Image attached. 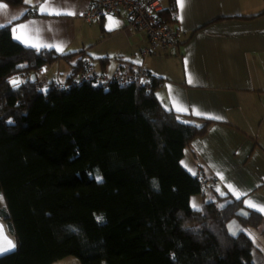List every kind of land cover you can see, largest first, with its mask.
<instances>
[{"label":"trees","instance_id":"16d2710c","mask_svg":"<svg viewBox=\"0 0 264 264\" xmlns=\"http://www.w3.org/2000/svg\"><path fill=\"white\" fill-rule=\"evenodd\" d=\"M176 12L168 5L163 20ZM84 58L27 47L11 23L0 27V217L17 243L0 264H264L245 230L263 227L264 215L243 197L192 205L211 183L182 161L214 121L165 108L163 78L150 89L76 82ZM59 60L72 68L67 89L32 79Z\"/></svg>","mask_w":264,"mask_h":264},{"label":"crops","instance_id":"0c3cea01","mask_svg":"<svg viewBox=\"0 0 264 264\" xmlns=\"http://www.w3.org/2000/svg\"><path fill=\"white\" fill-rule=\"evenodd\" d=\"M24 1L21 6L0 1L7 5L0 8V24L11 23L17 41L31 48L83 52L100 73L144 68L151 81L163 78L156 93L165 108L184 115L187 121H214L186 149L183 165L208 178L214 194L231 193L246 201L254 196V203L264 206V0H165L177 8V20L170 25L183 34L173 45L145 57L141 49L149 45L148 36L129 26L126 12L88 23L82 14L94 0ZM45 4L75 14L42 13ZM32 43L48 47H32ZM43 69L46 84L65 83L72 70L65 60ZM196 111L207 116L196 115ZM197 196L201 195L193 197ZM0 226L14 244L8 248L0 239L8 249L1 255L17 243L6 219L0 217ZM262 237L258 241L264 252Z\"/></svg>","mask_w":264,"mask_h":264},{"label":"built area","instance_id":"2783aa9c","mask_svg":"<svg viewBox=\"0 0 264 264\" xmlns=\"http://www.w3.org/2000/svg\"><path fill=\"white\" fill-rule=\"evenodd\" d=\"M168 8L165 0H94L92 6L82 17L85 22L91 23L107 15L126 12L129 16V26L144 30L149 39V45L141 49L144 57L158 50L167 48L178 41L183 34L182 29L173 27L163 20V12ZM36 80L44 86L46 79L44 69L37 72ZM92 81L103 88H110L113 84L127 86L137 83L147 89L151 88V78L147 70L139 68L131 71L118 69L113 74L100 73L95 70L91 60L85 57L76 82ZM60 89H67L65 83H58ZM205 189H209V182L203 181Z\"/></svg>","mask_w":264,"mask_h":264},{"label":"rangeland","instance_id":"374dc122","mask_svg":"<svg viewBox=\"0 0 264 264\" xmlns=\"http://www.w3.org/2000/svg\"><path fill=\"white\" fill-rule=\"evenodd\" d=\"M22 78H23L22 76H18V77L13 78L12 81H18L19 82L20 79H22ZM47 88H48V85L46 87H44L43 89L46 90ZM210 188H211V184H210ZM205 192H206L205 199L203 198V195L193 197L192 205L194 208H197V209L201 208V207H203L205 201H210L211 199L216 198V194H214V190L213 191H211V190L207 191L206 190ZM219 194H221V193H219ZM224 194H225V192H224ZM252 197H254V196L247 197V201H251L254 203V200H252ZM244 201H245V204L248 206V204L246 203V197H244ZM245 230L252 237V239L255 241L256 246L259 247V241H261L263 239L262 235H264V226L260 227V228L246 227ZM259 231H260V233H259ZM259 248L262 249L261 247H259ZM55 264H82V263H81L79 258H77L75 256H70L69 258H66V260L57 261Z\"/></svg>","mask_w":264,"mask_h":264},{"label":"snow or ice","instance_id":"6c2138e0","mask_svg":"<svg viewBox=\"0 0 264 264\" xmlns=\"http://www.w3.org/2000/svg\"><path fill=\"white\" fill-rule=\"evenodd\" d=\"M26 2H28V0H26ZM6 7H7V5H4V4L0 3V8H6ZM40 11L42 13L47 12V14H50V15H62V14H65V15H74L75 14V13H72V12H60V11L51 9V8L47 7L46 4L41 6ZM21 15H23V13H21ZM14 18H18V17H14ZM5 26L6 25L0 24V27H5ZM21 27H25V26H21ZM13 31H16V30L13 29ZM16 38L17 39H21L20 36H17ZM30 46H32V47H41V46L48 47V45H40V44H37V43H32V44H30ZM58 50H60V49L58 48ZM191 82H192L191 81V77H189V83H191ZM12 83L14 85H16L19 82L18 81H12ZM173 103H174V106L177 105V102L176 101H174ZM178 110H180V111H186L187 109L182 108V107H178ZM194 114H196V115H206L207 116V114H203V113H200L198 111H196ZM208 118L220 119V117H211V116H209ZM229 188H230V190H232L235 193L236 190L234 188H232L231 185H229ZM0 199H2V197H0ZM246 203L248 204L249 207L255 208L257 211H259L261 213H264V206L256 205L255 203H253L251 201H246ZM0 239H2L3 241H6V243L8 245V248L14 247V244L12 243V241L8 240L7 237L4 235V233H3V226H0ZM6 250H8V249L5 248V247H3L2 244H0V252L6 251Z\"/></svg>","mask_w":264,"mask_h":264},{"label":"water","instance_id":"95a60500","mask_svg":"<svg viewBox=\"0 0 264 264\" xmlns=\"http://www.w3.org/2000/svg\"><path fill=\"white\" fill-rule=\"evenodd\" d=\"M32 79H34V80L36 79V75L35 74L32 75Z\"/></svg>","mask_w":264,"mask_h":264}]
</instances>
